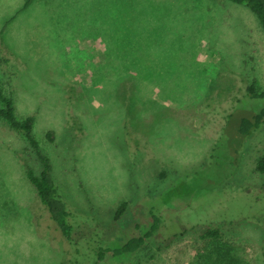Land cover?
Returning a JSON list of instances; mask_svg holds the SVG:
<instances>
[{
  "label": "rangeland",
  "instance_id": "1",
  "mask_svg": "<svg viewBox=\"0 0 264 264\" xmlns=\"http://www.w3.org/2000/svg\"><path fill=\"white\" fill-rule=\"evenodd\" d=\"M0 81L17 116H35L73 226L68 241L25 176L41 169L34 151L0 122V264H264V123L240 147L236 132L264 105L246 92L264 89V33L247 7L0 0ZM132 83L135 114L119 97ZM152 215L144 246L98 260ZM209 228L217 239L200 238Z\"/></svg>",
  "mask_w": 264,
  "mask_h": 264
},
{
  "label": "trees",
  "instance_id": "2",
  "mask_svg": "<svg viewBox=\"0 0 264 264\" xmlns=\"http://www.w3.org/2000/svg\"><path fill=\"white\" fill-rule=\"evenodd\" d=\"M236 5H243L256 17L263 33H264V0H228ZM13 18V17H12ZM11 18V19H12ZM8 22V21H6ZM138 87L132 83L131 85L123 84L119 97L127 101V110L129 113H134V102L139 99ZM246 92L252 98L264 99V89H258L251 81L246 87ZM0 122L6 123L13 130L19 131L23 134L29 147L34 151L37 159L41 164L39 173H35L32 168L25 170L27 180L34 187L40 202L48 211L50 218L56 224L62 235L68 240L72 239L73 226L68 221L69 212L67 211L64 201L61 199L57 191V186L52 175V166L49 158L42 152L38 142L33 135V127L35 123L34 115H27L19 118L16 114L14 98L5 93L0 81ZM135 114V113H134ZM231 113L227 115V119L231 117ZM264 123V105L257 111H249L243 114L238 121L236 128L237 136L239 138V147L241 141L249 135L253 130H256ZM47 139H53V132L46 133ZM257 171L264 173V155L261 156L257 162ZM126 202H122L116 209L114 220L119 219L126 210ZM160 218L157 215H152V222L142 235L133 236L129 238L124 244L117 248H103L99 246L96 254L98 260H101L106 252L113 256H119L123 253H134L145 245L148 238L159 227ZM219 237V230L217 228H209L200 235L203 239H217Z\"/></svg>",
  "mask_w": 264,
  "mask_h": 264
}]
</instances>
